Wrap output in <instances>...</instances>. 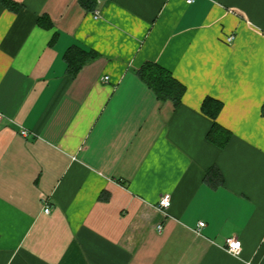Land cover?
Returning a JSON list of instances; mask_svg holds the SVG:
<instances>
[{"label":"crops","instance_id":"obj_1","mask_svg":"<svg viewBox=\"0 0 264 264\" xmlns=\"http://www.w3.org/2000/svg\"><path fill=\"white\" fill-rule=\"evenodd\" d=\"M12 1L18 13L0 3V264H264V0ZM71 48L96 55L75 76ZM146 62L186 87L178 107L139 78ZM207 98L223 103L224 148L208 139Z\"/></svg>","mask_w":264,"mask_h":264},{"label":"trees","instance_id":"obj_2","mask_svg":"<svg viewBox=\"0 0 264 264\" xmlns=\"http://www.w3.org/2000/svg\"><path fill=\"white\" fill-rule=\"evenodd\" d=\"M105 0H79L85 10L93 12L98 3ZM0 3L9 11L18 13L21 6L12 0H0ZM96 58L92 52L82 51L78 48H71L65 54L64 60L67 63L68 72L75 76L86 64ZM139 78L155 93L157 99L164 102H171L178 107L186 92V87L177 81L170 71L154 62H146L138 71ZM223 109V103L212 99H205L202 105L203 113L214 121L208 139L224 148L231 139V133L217 123V118ZM221 174L217 169H211L208 174V181L221 180Z\"/></svg>","mask_w":264,"mask_h":264},{"label":"built area","instance_id":"obj_3","mask_svg":"<svg viewBox=\"0 0 264 264\" xmlns=\"http://www.w3.org/2000/svg\"><path fill=\"white\" fill-rule=\"evenodd\" d=\"M188 4H193L196 0H186ZM235 40V35H230L227 38V42L229 44L233 43ZM2 119V115L0 114V120ZM28 133L26 131L22 132V135L26 136ZM159 207L162 210H167L171 207V196L169 194H165L163 196H161L160 200H159ZM44 212L46 214H50L51 213V208L46 205L44 207ZM206 227V223L204 222H200L197 226V232L201 233V231ZM158 231L161 232L162 231V226H158ZM226 251L235 256V257H239L242 253V243L240 240H238L237 238H230L226 240Z\"/></svg>","mask_w":264,"mask_h":264}]
</instances>
